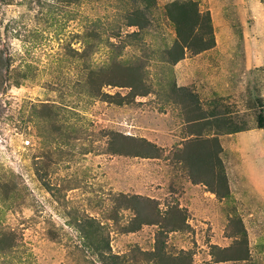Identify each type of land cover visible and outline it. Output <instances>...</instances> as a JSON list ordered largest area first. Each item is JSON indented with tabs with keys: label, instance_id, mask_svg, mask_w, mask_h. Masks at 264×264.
Here are the masks:
<instances>
[{
	"label": "rangeland",
	"instance_id": "374dc122",
	"mask_svg": "<svg viewBox=\"0 0 264 264\" xmlns=\"http://www.w3.org/2000/svg\"><path fill=\"white\" fill-rule=\"evenodd\" d=\"M174 1L0 0V264H102L94 227L125 264H264V0H194L205 35L185 52L222 62L199 92ZM197 137L218 138L229 195L191 179ZM143 138L159 157L127 154Z\"/></svg>",
	"mask_w": 264,
	"mask_h": 264
},
{
	"label": "trees",
	"instance_id": "16d2710c",
	"mask_svg": "<svg viewBox=\"0 0 264 264\" xmlns=\"http://www.w3.org/2000/svg\"><path fill=\"white\" fill-rule=\"evenodd\" d=\"M172 5L175 7L174 13L171 14V18L177 25L178 30V43L176 44V49L178 45V56H176L175 60H180L185 56L186 48H189V42L194 37L195 33H199L201 38L205 35L203 31L202 19L204 18V14L199 10L198 4L194 0L188 1H179L176 0L172 2ZM173 9V8H172ZM208 20H209V15ZM204 38V37H203ZM203 38L201 41H203ZM205 44V43H204ZM215 45V41H211L209 44H206L203 49L213 47ZM20 83V82H17ZM257 114V125L260 128H264V105L260 108ZM141 143V144H140ZM138 144L141 145L145 152L134 151L129 152L127 154L132 156H141V157H159V155L151 154L149 152V148H155L159 150V147L154 143L146 139H142ZM149 149V150H148ZM221 151V145L218 142V138H201L197 137L189 140L184 151H182L181 160L185 162L188 166L191 179L194 183H205L210 189L217 193L220 196L229 195L228 181L226 176L223 174V170L217 171L219 164H221L219 159V153ZM159 153V152H158ZM217 182V186L215 182ZM154 218V217H153ZM90 225H94L95 218H88ZM152 220V221H151ZM146 219L141 221L142 223H151V224H159L161 223L158 219ZM138 229V228H137ZM134 229V230H137ZM89 231H91L89 233ZM88 232H85V237H87L90 242L87 244L88 247L92 248L95 253L100 255L101 259L104 261H100L102 264H125V262L121 261L122 256L119 254H115L112 252L109 241L102 240L100 238V231L97 227L90 228ZM243 232L245 230L243 229ZM248 244H247V252H248ZM152 254V258L158 261H152L156 264H193L191 258H187L185 254L177 255L176 257H167L162 252L161 249H156ZM107 259H112V261H106ZM220 260H225L220 258ZM93 264H97L93 262Z\"/></svg>",
	"mask_w": 264,
	"mask_h": 264
},
{
	"label": "crops",
	"instance_id": "0c3cea01",
	"mask_svg": "<svg viewBox=\"0 0 264 264\" xmlns=\"http://www.w3.org/2000/svg\"><path fill=\"white\" fill-rule=\"evenodd\" d=\"M218 52L215 51L214 49H209V50H204L202 52H199L195 55H190L189 53H186L185 56L179 60V62L176 64V68L179 69L180 72V86H191L194 88L195 91H200L201 87H207L205 84L201 86L197 80V75H198V70L200 69L199 67H204L208 69H214L217 67L219 64H222V62H216V61H209L206 60L207 57H217ZM193 76L192 78V75ZM210 74V73H209ZM215 75V74H213ZM211 76V74H210ZM208 88V87H207ZM212 94H216L219 96H227L228 93H221V91L216 92V90L212 91ZM235 96V95H234ZM254 96V95H253ZM205 107V106H204ZM204 117V116H203ZM263 129V128H260ZM254 129L247 130V132H250ZM193 135V133H190L189 135ZM199 185V184H195Z\"/></svg>",
	"mask_w": 264,
	"mask_h": 264
}]
</instances>
